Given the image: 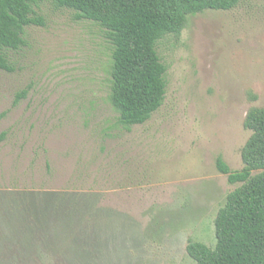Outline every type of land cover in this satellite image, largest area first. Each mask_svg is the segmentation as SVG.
Instances as JSON below:
<instances>
[{
    "label": "rangeland",
    "instance_id": "374dc122",
    "mask_svg": "<svg viewBox=\"0 0 264 264\" xmlns=\"http://www.w3.org/2000/svg\"><path fill=\"white\" fill-rule=\"evenodd\" d=\"M37 9L46 25L0 70V264H198L189 241L216 244L240 185L217 158L243 167L246 115L264 106V0L161 38L166 98L130 129L109 98L105 29L52 0Z\"/></svg>",
    "mask_w": 264,
    "mask_h": 264
},
{
    "label": "trees",
    "instance_id": "16d2710c",
    "mask_svg": "<svg viewBox=\"0 0 264 264\" xmlns=\"http://www.w3.org/2000/svg\"><path fill=\"white\" fill-rule=\"evenodd\" d=\"M44 0H0V70L13 71L11 52L27 45L26 28L46 25ZM76 11L79 19L102 26L113 44L109 95L118 121L130 129L144 124L164 103L167 65L157 45L168 34L180 35L189 17L208 9L230 10L240 0H52ZM27 89L18 93L26 96ZM257 99V95H252ZM244 126L251 135L242 148L243 167L233 170L220 155L219 171L240 183L220 207L216 244L190 240L189 255L198 264H264V106H252ZM63 207V204H62ZM61 208L58 205V213Z\"/></svg>",
    "mask_w": 264,
    "mask_h": 264
}]
</instances>
